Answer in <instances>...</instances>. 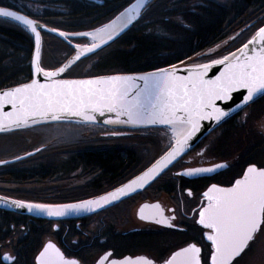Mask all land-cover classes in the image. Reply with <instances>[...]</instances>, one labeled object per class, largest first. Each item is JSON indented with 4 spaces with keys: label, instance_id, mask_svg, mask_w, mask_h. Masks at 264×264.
Segmentation results:
<instances>
[{
    "label": "snow or ice",
    "instance_id": "6c2138e0",
    "mask_svg": "<svg viewBox=\"0 0 264 264\" xmlns=\"http://www.w3.org/2000/svg\"><path fill=\"white\" fill-rule=\"evenodd\" d=\"M149 2L135 0L111 22L93 31L74 34L58 32L65 39L74 35L86 38V41L76 43L73 58L55 70H45L41 66V32L38 29L49 32L57 30L39 24L28 15L0 6V18L16 22L34 36L33 72L35 76L42 75L46 81L41 83L33 78L31 83L0 92V132L50 124L94 125L101 117L105 125H164L171 131L169 143L159 159L141 175L102 196L72 204L32 203L0 196V206L26 209L28 213L48 217L96 212L160 176L187 150L202 121L219 124L228 116L229 112L217 102L228 104L233 100V93L240 89L247 91L242 98L243 105L254 101L258 93L264 94V27H259L238 52L213 59L211 63L198 64L188 69L187 76H178L176 71L162 68L138 76L58 79L82 57L96 53L113 41L141 17ZM216 65H222L223 71L215 79H205L208 71ZM5 106H10L11 111L5 112ZM110 114L115 118H110ZM111 134L122 133L113 130ZM36 151L41 149L37 148ZM33 154L29 152L26 155ZM24 158L17 156L16 160ZM7 163L9 161H0V165ZM224 167L226 165L216 164L189 168L176 175L199 176ZM188 194L192 195L190 191ZM203 200L206 203L199 210L197 222L209 230L205 236L211 242V264H233L237 257L246 253L257 234H264V167L249 166L242 178L236 179L231 187L211 185L203 193ZM139 219L172 228L174 225L171 221L175 220V216H165L159 204H145L139 210ZM200 252L199 247L190 244L175 252L164 264H201ZM112 257L113 253L107 252L99 258L98 264H153L152 260L144 257L135 260ZM2 259L11 262L14 258L4 255ZM36 264H78V261L66 259L61 250L49 242L37 257Z\"/></svg>",
    "mask_w": 264,
    "mask_h": 264
},
{
    "label": "flooded vegetation",
    "instance_id": "af4514ba",
    "mask_svg": "<svg viewBox=\"0 0 264 264\" xmlns=\"http://www.w3.org/2000/svg\"><path fill=\"white\" fill-rule=\"evenodd\" d=\"M125 1L0 0V6L28 15L29 18L36 19L50 28L74 34L98 28L105 23L108 15L118 14L133 0L126 6L119 5ZM213 1L228 5L240 0ZM253 15L257 16L252 18ZM10 23L18 25L13 21ZM259 27H264V8L253 7L228 32L229 36H232L236 30L241 31L239 40L232 44L229 50L241 48ZM41 34L43 41L41 65L48 64L47 67L55 69L74 53L70 46L56 38L70 49V54L60 60L45 59V44L48 37L53 36L45 32ZM70 41L74 44H83L86 40L70 38ZM241 129L243 133L239 135L238 131ZM29 131L23 130L19 135L16 133L7 135L4 141L10 140L9 143L15 144L16 138L19 137V141L29 143L32 140ZM137 134L141 133L132 131V135ZM237 136L241 137L243 142L244 139L247 141L244 145L240 143L244 150L242 155L241 152L240 154L232 152L236 145H239L236 144L239 142ZM153 138L155 143L152 150H157L158 146L165 143L163 135ZM110 140L111 143L95 144L91 149L61 146L58 151L51 153L49 149L53 146L49 145L34 156L0 166V196L32 203L71 204L114 190L141 173L157 159L148 157L147 161L140 162L139 156L129 157L138 162L130 166L125 163L116 168L109 167L110 177H104L103 170L89 163L88 157L75 154L113 148L136 150L141 147L136 142L138 139ZM109 159L112 161L114 158ZM218 163H226V167L200 176L176 175L177 172L189 168L212 167ZM249 166L264 167V96L209 133L144 191L98 214L56 220L0 208V264H36L37 257L49 242L55 244L66 259L77 260L78 264H98L99 258L107 252H112V258L117 260L144 257L152 260L153 264H164L175 252L190 244H195L201 249V264H211V242L205 236L209 230L197 222L199 210L202 204L206 203L203 200V193L213 184L231 187L236 179L242 178V174ZM189 191L192 195L188 194ZM145 204H159L165 216H175V220L171 221L174 227L140 220L139 210ZM259 243H264V234H257L250 248L241 257H237L233 264L261 262H254L252 259L256 255H249ZM4 255L12 256L13 261H3Z\"/></svg>",
    "mask_w": 264,
    "mask_h": 264
},
{
    "label": "trees",
    "instance_id": "16d2710c",
    "mask_svg": "<svg viewBox=\"0 0 264 264\" xmlns=\"http://www.w3.org/2000/svg\"><path fill=\"white\" fill-rule=\"evenodd\" d=\"M131 1L126 0L119 5L123 7ZM173 6H177L176 9ZM253 7L264 8V0H240L228 5L213 0H153L128 32L97 54L78 62L66 72L65 77L139 73L185 63L228 40L231 27ZM47 40L46 48L58 46L59 50L70 54V49L61 41L54 37ZM32 51L31 35L20 26L0 19V89L31 79ZM233 51H224L204 61L222 58ZM42 67L49 68L46 65ZM128 131L140 132L131 138L138 140L163 135L165 143L162 148L168 145L170 139L167 129ZM18 132L21 131L16 134ZM75 154L88 157L89 163L103 170L104 177H110L109 167L116 168L125 163L130 166L138 162L129 158L138 156L135 149L113 148ZM119 157L122 159L118 160ZM109 158L114 159L110 161Z\"/></svg>",
    "mask_w": 264,
    "mask_h": 264
},
{
    "label": "rangeland",
    "instance_id": "374dc122",
    "mask_svg": "<svg viewBox=\"0 0 264 264\" xmlns=\"http://www.w3.org/2000/svg\"><path fill=\"white\" fill-rule=\"evenodd\" d=\"M116 13H111L108 15V17L104 20V22H107L111 20ZM240 32L237 31L230 36L227 42L222 43L216 47L211 48L208 51H205L199 55H196L194 58L189 60L186 63H203V62H208L204 61L207 60L209 57L215 56L219 53H222L224 51H228L229 48L232 47V44L237 42L240 38ZM252 38V37H251ZM80 39V38H78ZM54 48H46L44 50V55L45 59H61V58H66L67 54H65V51L59 50L58 46H53ZM232 53V52H230ZM227 53L226 55L230 54ZM65 56V57H64ZM219 59V58H218ZM203 60V61H200ZM200 61V62H199ZM212 61V60H210ZM42 63V62H41ZM45 67V64H42ZM48 65V64H46ZM47 67V66H46ZM49 68H44L45 70H50ZM115 130L118 132H121V135H112L111 132ZM168 130V129H167ZM26 131V130H25ZM29 131V129H28ZM170 133L171 137V132L168 130ZM22 132V131H21ZM239 135L243 133V130H239ZM16 135V132H11L7 134H2L0 135V161L3 160H8V159H13L16 158L17 156L24 155L25 153L35 150L37 148H43L45 146L51 145L52 148H50V153L52 151H58L61 146H74L75 148H81V149H91L94 147L95 144L103 143H111L110 139L112 141H117L120 139H128V141H132L134 138L132 135V132L128 131H122L119 129H111V128H101L97 126H92V125H56V124H50V125H43L40 127H36L34 130L30 129L29 133L31 135L32 139L29 143H23L19 141V137L16 138L15 144L9 143L10 140H5L4 138L8 135ZM22 134V133H17V135ZM129 135H132L131 137ZM241 137L237 136L238 143L239 145H236L235 149L232 150L233 154H243V146L240 143L247 142L244 139V142ZM139 143L141 146L140 148L136 149V152L138 156L140 157V162L147 161V158H154V157H159L164 148L162 146H158L157 150H152V145L155 143L153 138L150 139H144V140H138L136 141ZM229 142V141H228ZM230 153V150H229ZM217 156V155H216ZM233 156V155H232ZM149 160V159H148ZM249 255H256L252 260L255 261H261V262H256L257 264H264V243H259V245L253 249L252 253ZM261 255V256H259ZM262 257V258H261Z\"/></svg>",
    "mask_w": 264,
    "mask_h": 264
},
{
    "label": "water",
    "instance_id": "95a60500",
    "mask_svg": "<svg viewBox=\"0 0 264 264\" xmlns=\"http://www.w3.org/2000/svg\"><path fill=\"white\" fill-rule=\"evenodd\" d=\"M153 0H150L149 4L152 2ZM135 0H133L127 7H130L132 3H134ZM126 7V8H127ZM126 8H124L122 11H120L118 14H116L111 20L105 22L104 24L100 25L99 27L105 25L106 23H109L111 22L113 19H115L116 16H118L121 12H123ZM147 8V7H146ZM145 11V10H144ZM144 11L142 12V14L144 13ZM19 13V12H18ZM19 14H22V13H19ZM142 16V15H141ZM141 18V17H140ZM139 18V19H140ZM0 19H4V20H9V19H6V18H0ZM139 19L135 20L132 22V24H130L128 26V28H126L123 32L120 33V35H118L117 37H115V39L113 41H110L108 45H105L102 49H99L97 50L96 53H92V54H89L88 56H85V57H82L80 61L82 60H85L87 58H90L92 57L93 55L97 54L98 52H100L101 50L105 49L106 47H108L109 45H111L113 42H115L116 40H118L120 37H122L126 32H128L138 21ZM11 21V20H9ZM16 23V22H15ZM39 24H41L40 22H38ZM44 25V24H43ZM46 26V25H45ZM22 27V26H21ZM48 27V26H46ZM98 27V28H99ZM50 28V27H48ZM97 29V28H96ZM41 33L42 32H45L61 41H63L64 43H66L68 46H70L74 53L62 64L60 65L59 67L67 64L72 58L73 56L75 55V49H74V46L75 44L72 43L70 41V38H80V39H85L86 38H83V37H77V36H74V35H69L68 36V39H65L64 37H61L58 32H61L60 30H57V31H54V32H49L45 29H38ZM95 30V29H93ZM93 30H90V31H93ZM88 32V31H87ZM31 34V33H30ZM32 36V39H33V52H32V58L34 56V52H35V38L34 36L31 34ZM248 42V41H247ZM246 42V43H247ZM42 46H43V41H42V34H41V52H42ZM243 47V46H242ZM251 45H249V49H251ZM259 49V45H257V50ZM233 52H238V49L233 51ZM32 58H31V61H32ZM80 61H77L75 64H73L70 68H72L73 66H75L78 62ZM188 62V61H187ZM203 63H211V61H208V62H203ZM198 64H202V63H180V64H177V65H174V66H169V67H165L163 69H169V70H172V71H176L177 72V75L178 76H187L189 74L188 72V69H191V68H194L196 65ZM58 68V67H57ZM69 68V69H70ZM56 69V68H55ZM55 69H50V70H55ZM67 69L60 77H58V79H90V78H96V77H100V76H108V75H131V76H138V75H143V74H146V73H150V72H156L158 71L159 69L157 70H153V71H147V72H139V73H115V74H106V75H99V76H92V77H80V78H67L65 77L66 75V72L69 70ZM162 69V68H161ZM223 71V66L222 65H216V66H213L207 73L205 79H215L216 76H218L220 74V72ZM33 78H36L38 79L41 83H45V79L42 75H39V76H35L34 75V72H33V68H32V64H31V79L25 83H22V84H19V85H15V86H12V87H7V88H4V89H0V92H3V91H6V90H10L12 88H15V87H19V86H22L23 84H27V83H31V80ZM247 94V91L246 89H240L238 90L237 92L233 93V100L230 101L228 104H224L223 102H217L218 105L229 112V115L224 117V119L219 123L217 124L215 121H208V120H204L201 122V128L200 130L195 134V136L189 141V146L187 148V150L176 160L173 162L172 165H169V168L168 169H165V171L163 173H161L160 176H158L155 180L151 181L150 183L144 185L142 188L138 189L136 192L126 196V197H123L122 199H120L119 201H116L114 202L113 204L111 205H108L106 206L105 208L103 209H100L96 212H91V213H81L79 215H76V214H69L67 216H64V217H48L46 215H43V214H36V213H28L26 209H16L14 207H3V206H0V208H3V209H6V210H10V211H17V212H21V213H25V214H29V215H32L34 217H38V218H43V219H56V220H66V219H73V218H84V217H89V216H92V215H95V214H98L99 212H102L136 194H139L141 193L142 191H144L146 188H148L149 186H151L156 180H158L160 177H162L167 171H169L177 162H179L184 156H186L195 146H197L209 133H211L213 130H215L216 128H218L220 125H222L227 119H229L230 117H232L234 114L238 113L239 111H241L242 109H244L245 107H247L248 105L254 103L255 101H257L258 99H260L261 97L264 96V94H257V96L254 98V101L252 102H249V104L247 105H243V96ZM237 105H243L242 107H237ZM232 109H235V111H233ZM4 111L7 112V111H11V108L10 106H5L4 108ZM110 118H115L114 115H111L110 114ZM104 118L101 117L99 118V122H97L96 124L92 125V126H97V127H101V128H111V129H119V130H146V129H168L167 126H164V125H146V126H130V125H125V124H119V125H105L102 123V120ZM75 125H82V124H75ZM30 128H34V127H26V128H21V129H12V130H6L4 132H0V135L2 134H7V133H11V132H17V131H22L24 129H30ZM170 130V129H168ZM171 132V131H170ZM41 150L43 148H40ZM32 153H34L33 155L31 156H34L36 154H38L40 151H31ZM27 154V153H26ZM26 154L22 155L26 158H29L31 156H27ZM160 157V156H159ZM159 157L157 159H159ZM24 159H21V160H24ZM5 161V160H3ZM6 161H9V163L7 164H3V165H0V166H4V165H9V164H12V163H15L17 161H20V160H16V158L14 159H10V160H6ZM155 162V161H154ZM153 162V163H154ZM218 164H224L226 165V163H218ZM151 166V165H150ZM148 166V167H150ZM147 167V168H148ZM147 168L143 171H146ZM225 168V167H224ZM220 169H223V168H220ZM220 169H217V170H220ZM143 171L141 173H139L138 175H136L135 177H133L132 179L136 178L137 176L141 175L143 173ZM186 171V170H185ZM202 175V174H201ZM200 176V175H199ZM130 179V180H132ZM129 180V181H130ZM129 181H127L126 183H128ZM124 183V184H126ZM122 184V185H124ZM121 185V186H122ZM120 187V186H119ZM118 188V187H117ZM116 189V188H115ZM114 189V190H115ZM113 191V190H112ZM111 192V191H110ZM108 193V192H107ZM106 194V193H104ZM102 194V195H104ZM102 195H99V196H102ZM99 196H96V197H92V198H89V199H94V198H97ZM10 199V198H9ZM88 200V199H86ZM83 201V200H82ZM81 202V201H79ZM79 202H75V203H79ZM72 204V203H71Z\"/></svg>",
    "mask_w": 264,
    "mask_h": 264
}]
</instances>
